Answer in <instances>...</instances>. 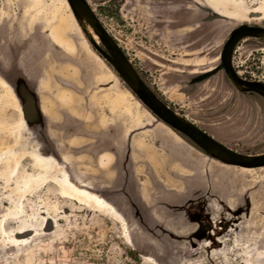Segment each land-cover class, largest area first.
Returning <instances> with one entry per match:
<instances>
[{"label":"rangeland","instance_id":"obj_1","mask_svg":"<svg viewBox=\"0 0 264 264\" xmlns=\"http://www.w3.org/2000/svg\"><path fill=\"white\" fill-rule=\"evenodd\" d=\"M87 1L177 112L264 153V99L223 71L193 81L219 65L234 28L264 27V0ZM232 64L264 82V40H241ZM0 79L30 110L0 85V264H264V167L224 165L172 136L66 0H0ZM64 171L119 213L64 197Z\"/></svg>","mask_w":264,"mask_h":264},{"label":"water","instance_id":"obj_2","mask_svg":"<svg viewBox=\"0 0 264 264\" xmlns=\"http://www.w3.org/2000/svg\"><path fill=\"white\" fill-rule=\"evenodd\" d=\"M66 2L82 32L98 56L108 64L118 78L127 85L132 94L152 115L171 130L182 135L183 137L181 138L185 142L192 144L200 150L199 152L211 159L224 165L246 169L264 167V153L251 155L226 146L157 96L140 76L117 40L102 24L87 0H66ZM93 34L97 36L98 41L93 38ZM245 38L264 40V27L241 24L234 28L223 45L219 65L203 73L193 81L204 80L219 71H223L231 84L239 92L254 93L264 99V82L244 79L232 64L233 52L237 44ZM21 107L25 117L29 119L30 110L28 104L21 105Z\"/></svg>","mask_w":264,"mask_h":264},{"label":"bare ground","instance_id":"obj_3","mask_svg":"<svg viewBox=\"0 0 264 264\" xmlns=\"http://www.w3.org/2000/svg\"><path fill=\"white\" fill-rule=\"evenodd\" d=\"M93 38L96 41H98L97 36L94 35V34H93ZM61 42H62V40H61ZM61 42L59 43L60 45H61ZM65 47L67 48L68 46H65ZM0 81H2V83H0V85H2L3 87H6L8 89L9 96H11V98L16 103L18 108H20L19 100H18L15 92L13 91V89L9 86V84L4 79H0ZM35 159L37 160V162L39 164L44 165L43 158L39 154L35 155ZM99 164H100L101 167H105L107 165V159L105 157H102L100 159V161H99ZM42 168L45 169L47 167L43 166ZM243 169H246V168H243ZM63 176H64L63 177L64 179L61 180V182H62V185H63V195H64V197H67V198H70V199H79L81 204H88L89 202L92 201V202L95 203V205H97L101 209L102 208L103 209L106 208V209H108L110 211L119 213V212H117V210L115 209V207L111 203L107 202V200H105V198H103L100 194H98L96 192H93L91 190V188H89L87 186V184L78 183V182L73 181L71 175L68 172H66V171L63 172ZM98 201H103V203H98Z\"/></svg>","mask_w":264,"mask_h":264},{"label":"trees","instance_id":"obj_4","mask_svg":"<svg viewBox=\"0 0 264 264\" xmlns=\"http://www.w3.org/2000/svg\"><path fill=\"white\" fill-rule=\"evenodd\" d=\"M139 72V71H138ZM140 76L142 77L141 73L139 72ZM143 78V77H142ZM148 85V84H147ZM149 86V85H148ZM150 87V86H149ZM155 94H157V96H159L165 103L169 104L154 88L150 87ZM170 105V104H169ZM170 107H172V105H170ZM173 108V107H172ZM178 134V133H177ZM180 137H183L182 135L178 134ZM190 146H192L193 148H195L196 150H198L195 146H193L192 144H189ZM200 151V150H198Z\"/></svg>","mask_w":264,"mask_h":264},{"label":"crops","instance_id":"obj_5","mask_svg":"<svg viewBox=\"0 0 264 264\" xmlns=\"http://www.w3.org/2000/svg\"><path fill=\"white\" fill-rule=\"evenodd\" d=\"M167 129H168V131L170 132V134L172 135V136H174L175 138H177V139H179V140H181V141H184L176 132H174L173 130H171L169 127H166ZM187 143V142H186ZM187 146L188 147H191L192 148V146H190L188 143H187ZM103 156V155H102ZM102 156L100 157V159L102 158ZM100 159H99V161H100Z\"/></svg>","mask_w":264,"mask_h":264},{"label":"snow or ice","instance_id":"obj_6","mask_svg":"<svg viewBox=\"0 0 264 264\" xmlns=\"http://www.w3.org/2000/svg\"><path fill=\"white\" fill-rule=\"evenodd\" d=\"M0 83H2V81H0ZM49 159H51V157H49ZM95 198V197H94ZM98 203H103V201H98Z\"/></svg>","mask_w":264,"mask_h":264},{"label":"flooded vegetation","instance_id":"obj_7","mask_svg":"<svg viewBox=\"0 0 264 264\" xmlns=\"http://www.w3.org/2000/svg\"><path fill=\"white\" fill-rule=\"evenodd\" d=\"M244 79H246V80H249V79H247L246 77H243Z\"/></svg>","mask_w":264,"mask_h":264}]
</instances>
